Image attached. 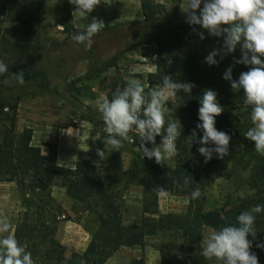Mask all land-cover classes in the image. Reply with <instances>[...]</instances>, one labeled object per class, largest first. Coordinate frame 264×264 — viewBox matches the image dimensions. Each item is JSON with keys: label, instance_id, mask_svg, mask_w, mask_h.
Segmentation results:
<instances>
[{"label": "rangeland", "instance_id": "obj_1", "mask_svg": "<svg viewBox=\"0 0 264 264\" xmlns=\"http://www.w3.org/2000/svg\"><path fill=\"white\" fill-rule=\"evenodd\" d=\"M158 1L165 3L166 8L160 15L161 26L154 28V32L168 28L169 21L186 22L187 14L181 9L185 0H182L176 16L173 15L172 0ZM74 9L75 6L68 0H44L38 23L31 30L23 28L18 22L0 18V60L8 67L6 73L0 74V81H11L13 75L20 74V66L29 63L58 86L57 91H48L38 86L37 81L25 80L17 89L6 91L9 94L18 93L20 97L17 132H22L25 127L32 128L33 144L42 146L44 151L45 143H57L58 163L63 166H73L78 160L90 158L96 165L107 167L114 157L120 156L124 168L130 171L129 178L121 180L116 189L126 226L142 225L144 217H158L159 214H188L190 207L192 213L200 206L204 210L217 208L225 212L229 205L255 194L250 178L261 154L244 152L242 132L230 135L232 160L224 169L208 171L204 157L199 153L200 160L195 164V170L200 179L198 188L205 195L203 200L200 197L192 201L190 194L183 190L162 191L155 197L145 188L144 183L149 178L148 158H143L137 133L130 132L131 141H125L119 151H113L111 146L105 149L99 104L109 100L113 89L123 90L124 83L130 78L139 80L145 93L161 86V79L150 77V74L159 71L158 46L156 42H150L128 50L119 56L114 66L98 72L100 65L138 41L144 20L140 0H101L87 20L73 15ZM94 18L103 20L105 28L92 38L91 48L73 41L72 35L84 30ZM199 31H204L205 39L199 38ZM148 38L147 35L145 39ZM222 45V37H212L199 27L194 31L189 45L181 50L197 53L201 58L205 90L216 91L218 101L224 93L232 90L230 82L222 78L223 73L234 65V57L241 56L238 47L223 59L217 56L218 65H207L205 57L214 49L222 48ZM249 67L235 64L233 78L238 79ZM88 72H91V76H85ZM150 78L153 82L149 81ZM168 107L166 121L179 119L183 125L186 118L175 98L169 100ZM246 109L245 104L232 109L228 114L230 121L236 126L238 122H243L248 117ZM96 133H101L99 140L93 139ZM161 139L160 136L156 137L157 145ZM97 149L105 151L101 158L97 155ZM163 164L174 167L176 156L164 160ZM25 199L42 201L47 205L46 210L38 214L35 207H28ZM145 209L148 212L145 213ZM0 215L8 216L14 236L16 228L25 222L43 223L49 227L47 231L37 227L22 240V246L32 253L35 264L56 262L53 256L46 253L53 238L63 245L67 258L73 252H83L91 233L100 223L96 213L87 210L86 205L67 194L59 178L51 185L50 197L41 192L36 195L29 189L19 188L14 181L0 179ZM49 229H53V232L49 233ZM213 230L208 226L202 228L203 247L204 240ZM175 237L171 232L160 231L146 235L142 244L123 246L127 253L126 264H162L160 245L169 241L182 243L181 237ZM173 255L171 264H186L178 250H174ZM209 264H215L214 259L209 260Z\"/></svg>", "mask_w": 264, "mask_h": 264}, {"label": "trees", "instance_id": "obj_2", "mask_svg": "<svg viewBox=\"0 0 264 264\" xmlns=\"http://www.w3.org/2000/svg\"><path fill=\"white\" fill-rule=\"evenodd\" d=\"M43 2L44 0H0V18L18 22L23 28L31 30L38 23L39 10ZM172 2L174 3L173 15L176 16L182 0H172ZM140 5L144 20L138 41L100 65L98 72L114 66L119 56L128 50L145 43L156 42L160 57L159 71L156 74H150V77L155 76L163 80V77L168 75L178 82H190L194 85L191 95L181 93L175 97L186 118V122L181 126V135L176 141L175 166L157 164L154 159H148L149 178L144 183L145 188L155 197L162 191L183 190L190 194L192 190L199 187L200 182L195 164L200 160L197 149L201 145L197 141L202 137V132L197 130L196 138L191 137L193 129L199 122L198 98L205 90L201 72L202 60L197 53L181 52L193 39V26L187 22L169 21L168 28L154 32V28L161 26L160 15L166 8L165 3L158 0H140ZM194 27L197 29L200 26ZM147 35L149 38L145 39ZM21 72L24 73L25 80L37 81L38 86L45 90H58V86L51 83L44 72L36 70L29 63L20 66ZM85 76H91V72ZM149 81L153 82V79L150 78ZM126 84L124 83V87ZM20 85L15 83L10 86L0 81V179L14 181L21 189H29L36 195L41 192L50 197L51 185L59 178L67 194L77 202L86 205V209L96 213L100 220L97 228L91 233L86 249L83 252H73L70 258L65 256L63 245L54 238L51 239L46 252L56 261L51 264H104L120 247L142 244L146 235L160 231L171 232L183 239L182 243L169 241L160 245L162 264H171L174 260V250H178L183 255L186 264H209V259L200 254L203 248L202 228L208 226L218 230L235 224L238 214L254 205L264 204V155H261L253 166L250 178V185L256 193L229 205L225 212L217 208L204 210L200 206L192 213L193 209L190 207L188 214H159L158 217H144L142 225L126 226L117 201L116 189L121 180L129 178L130 171L124 168L120 156L114 157L107 167L96 165L90 158L78 160L73 166L60 165L57 143H45L46 151H44L42 146L33 144L32 128L25 127L22 132H17L16 121L20 97L18 93L9 94L6 91L15 90ZM116 92V89H113L109 100ZM243 94V90L239 92L230 90L221 97L219 102L225 110L216 117L217 130L231 135L236 132L245 133L253 126L249 118L251 106L244 103ZM239 104H245L248 117L243 122H238L236 126L230 121L228 114ZM254 145V141L244 136L245 153L256 154ZM146 146L151 148V144ZM231 160L232 153L229 146L227 156L219 159L214 155V158L205 163V166L208 171L224 169ZM185 177L190 180L188 185L184 184ZM203 199L205 195L202 194L201 200ZM25 200L28 207H35L38 214L46 210L47 205L40 200ZM144 212L148 210L145 209ZM37 227H42L46 231L49 228L43 223L37 225L25 222L16 228L15 238L22 245L23 238L29 236V232H33ZM255 230L256 237H249L253 245L250 251L257 255L259 264H264V249L256 247V244L264 242V213L257 215ZM48 232L52 233L53 229H49Z\"/></svg>", "mask_w": 264, "mask_h": 264}, {"label": "clouds", "instance_id": "obj_3", "mask_svg": "<svg viewBox=\"0 0 264 264\" xmlns=\"http://www.w3.org/2000/svg\"><path fill=\"white\" fill-rule=\"evenodd\" d=\"M68 2L75 6L73 15L87 20L101 0ZM181 9L187 14L186 22L193 26L194 31V26L199 25L210 36L223 38L222 48L214 49L205 57L207 65H218L217 56L223 59L239 47L241 56L234 57V65L250 66L238 79H234L232 75L234 65L229 66L222 78L230 82L233 91L243 90L244 103L251 106L250 119L253 124L243 135L255 142L254 149L257 153L264 155V0H185ZM104 28V21L94 18L91 23L86 24L84 30L74 33L71 39L91 48L92 38ZM198 34L201 40L205 39L204 31H199ZM7 71V65L0 60V74ZM24 81V73L21 72L4 83L23 84ZM193 87L190 82H178L165 75L161 86L153 87L145 93L140 81L130 78L123 90L117 91L110 100H105L98 106L102 114L105 149L111 146L113 151H119L125 141H131L129 133L135 132L140 137L143 158L154 159L157 164H161L176 156V141L181 135L182 125L179 119L166 121L165 113L169 111L170 99L181 93L191 95ZM217 96L216 91L206 89L198 98L199 122L191 137L196 138L197 130L202 132V137L197 141L201 146L197 151L204 157L205 163L211 161L214 155L223 159L229 154L231 136L216 128V117L225 110ZM76 135H79V131ZM157 136L162 138L159 145L156 144ZM100 138L101 133H96L93 137L94 140ZM147 144H152L153 147L149 148ZM104 153V150L97 149L100 158ZM189 183L190 180L185 177L184 184ZM201 195L199 188L190 192L193 200ZM261 213H264V204L254 205L238 214L235 224L211 231L204 240L200 254L206 259H214L215 264H259L257 255L250 251L253 245L249 237H256L255 221ZM256 247L264 249V242L256 244ZM0 264H35L32 253L12 234V223L7 215H0Z\"/></svg>", "mask_w": 264, "mask_h": 264}, {"label": "crops", "instance_id": "obj_4", "mask_svg": "<svg viewBox=\"0 0 264 264\" xmlns=\"http://www.w3.org/2000/svg\"><path fill=\"white\" fill-rule=\"evenodd\" d=\"M125 247H120L104 264H126V251ZM85 248L82 250L84 251Z\"/></svg>", "mask_w": 264, "mask_h": 264}]
</instances>
